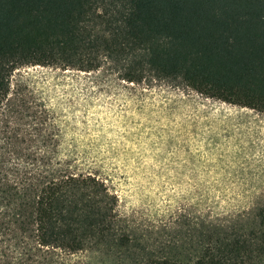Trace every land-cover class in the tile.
Segmentation results:
<instances>
[{
	"label": "trees",
	"instance_id": "obj_1",
	"mask_svg": "<svg viewBox=\"0 0 264 264\" xmlns=\"http://www.w3.org/2000/svg\"><path fill=\"white\" fill-rule=\"evenodd\" d=\"M31 66L107 67L123 82L182 84L264 114V0H0V117H29L38 151L22 187L1 193L35 234V264H70L63 255L78 253L81 264H264V205L252 218L188 216L166 234L131 226L105 181L61 157L49 111L24 114L32 107L11 79Z\"/></svg>",
	"mask_w": 264,
	"mask_h": 264
},
{
	"label": "rangeland",
	"instance_id": "obj_2",
	"mask_svg": "<svg viewBox=\"0 0 264 264\" xmlns=\"http://www.w3.org/2000/svg\"><path fill=\"white\" fill-rule=\"evenodd\" d=\"M11 90L32 107L25 115L49 111L61 132V157L76 173L105 181L120 215L139 232L166 234L200 213L252 218L264 205L263 113L182 84L123 82L107 67H25L14 72ZM30 121L0 117V264L36 260L35 234L16 224L15 205L1 193L7 184L21 188L24 171L35 169ZM86 255L63 256L81 264Z\"/></svg>",
	"mask_w": 264,
	"mask_h": 264
}]
</instances>
